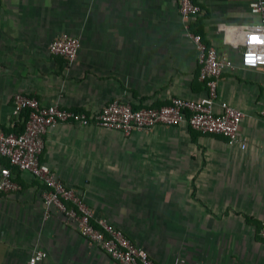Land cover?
I'll use <instances>...</instances> for the list:
<instances>
[{"label": "crops", "instance_id": "0c3cea01", "mask_svg": "<svg viewBox=\"0 0 264 264\" xmlns=\"http://www.w3.org/2000/svg\"><path fill=\"white\" fill-rule=\"evenodd\" d=\"M251 0H196L190 22L180 0H0V128L23 132L13 96L94 112L114 99L134 108L207 94L189 32L222 60L221 102L244 111L231 143L187 122L129 135L95 124L49 129L42 163L90 206L96 222L121 229L157 264H264V65L243 63L244 32L261 21ZM67 33L75 59L51 53ZM20 189L0 200V264H120L83 236L57 207L45 212L44 182L0 155Z\"/></svg>", "mask_w": 264, "mask_h": 264}, {"label": "built area", "instance_id": "2783aa9c", "mask_svg": "<svg viewBox=\"0 0 264 264\" xmlns=\"http://www.w3.org/2000/svg\"><path fill=\"white\" fill-rule=\"evenodd\" d=\"M250 9L261 16V21L248 27L244 32L243 63L248 67L264 65V0H251ZM180 13L186 21V28L201 13L196 0H180ZM198 51L200 79L207 87L206 96L199 99L174 97L170 103L159 107L134 108L130 103L114 99L102 109L94 112L77 111L57 104L46 105L32 95L15 93L13 112L16 116L28 113L23 132H5L0 128V155L22 171H28L40 178L46 188L42 192L45 213L51 207L61 210L89 240L99 244L104 251L120 264H157L148 251L139 246L121 229L112 224L94 220L93 212L85 199L75 189L59 179L48 165L42 163L46 135L51 127L64 122L81 125L95 124L129 135L135 131L151 129L157 125L173 126L187 122L191 128L203 133L220 134L231 143L247 145L239 135L244 111L221 102V111L214 110L218 98V83L233 62L222 60L217 48L208 44L201 33L189 32ZM80 39L64 33L54 39L49 49L55 55L69 59L77 57ZM264 116V110L262 111ZM21 187L13 178L9 167L0 170V200L3 194L19 190ZM264 239V225L260 229ZM48 253L36 250L28 264H38Z\"/></svg>", "mask_w": 264, "mask_h": 264}]
</instances>
